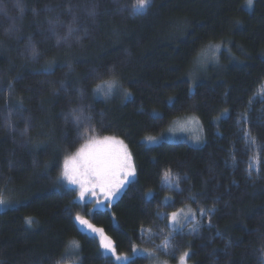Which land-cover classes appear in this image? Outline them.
Listing matches in <instances>:
<instances>
[{"label":"trees","instance_id":"obj_1","mask_svg":"<svg viewBox=\"0 0 264 264\" xmlns=\"http://www.w3.org/2000/svg\"><path fill=\"white\" fill-rule=\"evenodd\" d=\"M133 3L0 0V195L17 201L0 210V264H117L77 213L127 264L152 261L134 247L171 264L186 251L188 264H261L264 0H152L136 14ZM206 48L215 58L197 75ZM112 79L131 95L97 97ZM189 114L201 146L144 142ZM98 136L121 139L136 169L101 214L60 180L65 158ZM185 207L197 219L173 234L168 217Z\"/></svg>","mask_w":264,"mask_h":264},{"label":"snow or ice","instance_id":"obj_2","mask_svg":"<svg viewBox=\"0 0 264 264\" xmlns=\"http://www.w3.org/2000/svg\"><path fill=\"white\" fill-rule=\"evenodd\" d=\"M151 2L152 0H134L131 5L133 13L136 14L146 10L151 6ZM252 3L253 0H248L249 6ZM71 31L72 29L69 28V33ZM116 90V81L112 79L97 85L94 93L109 96ZM261 94L264 95V92ZM130 95V93H125L126 97ZM75 123L78 126L80 125V116H76ZM247 135L249 134L246 133ZM146 139L149 143L156 142L154 137H147ZM252 142L254 143L255 141L253 140ZM163 175L169 185L175 183L178 186L179 177L173 176L170 170L165 171ZM135 176L136 169L127 146L122 140L106 136L99 139L92 137L74 156L66 157L60 180L61 182H66L69 190L77 193L76 200L85 207L88 203L95 201L93 209L89 210L90 213L101 214L105 209L111 208L115 199L119 197L122 190L131 183ZM7 203L8 201L0 195V206H5ZM213 211L209 210V216H211ZM203 214L204 212L201 210L200 215L203 216ZM168 219L169 227L174 234L177 230L183 231L184 226L187 223L195 222L197 217L191 212L187 214L173 212ZM74 220L78 229L85 235L93 238L99 236L101 249L104 250L106 255L110 253L117 264H122V262L127 264L131 260L130 257L118 255L111 240L103 235L102 229L96 228L84 215L77 213ZM25 223L31 225L33 221L31 218H26ZM209 227H211L210 223ZM190 231L196 232L198 228L194 226ZM73 246L77 249L79 248L76 242H73ZM260 251L262 256L261 264H264V248ZM133 252H136L135 247ZM190 255L189 252H184L180 257V264H187V258Z\"/></svg>","mask_w":264,"mask_h":264},{"label":"rangeland","instance_id":"obj_3","mask_svg":"<svg viewBox=\"0 0 264 264\" xmlns=\"http://www.w3.org/2000/svg\"><path fill=\"white\" fill-rule=\"evenodd\" d=\"M246 6L248 8L251 7L248 4V0H246ZM215 54H216V52L212 48H206L202 52H200V54L196 58V62H195V66H194V72H196L197 75L199 73H204V70L206 69L207 63L214 60ZM263 91H264V89H263ZM125 92L126 91H124L123 89H118V87H117V90L112 95L104 96L102 94L98 95L96 93H95V95L97 97L104 98V99L105 98L107 99V98H109L111 96L112 97L116 96V97H119V98L122 99V97H125ZM103 137H106V136H98V137H95V138L99 139V138H103ZM107 137H113V136H107ZM148 137L156 138V142L155 143H149V142H147V139H146L147 137H146L144 139V142L146 144H148V145H155V144H158V143H160L162 141H171V142L182 141V142L187 143L190 146L199 147L205 142L204 131H203L202 125H201L198 117L196 115H194V114L184 115V116L175 118L164 129V131H162L158 135H153V136H148ZM115 138L119 139L117 137H115ZM89 139H91V138H89ZM88 140L83 144V146L88 142ZM119 140H121V139H119ZM75 154H73L72 156H74ZM72 156H70V157H72ZM62 170H63V167H62ZM62 170H61V173H62ZM63 183L65 185V188H68L66 186V182H63ZM123 190H122V192H123ZM73 192H75V191H73ZM76 196H77V193L75 192V199H76ZM3 198L6 201H8V203L5 206H0V210L6 209L8 207H11V206H14V205L17 204V201L15 202V198L13 196H5ZM101 199H103V197H101ZM94 203H95V201H93L90 204H92L94 206ZM177 212H182V214H187V213L191 212V213L195 214V211L192 210L189 207L182 208V209H180ZM196 217H197V215H196ZM167 226L169 227V220L167 221ZM96 237L99 238V236H96ZM71 246H73V245H71ZM136 252L137 253H145L149 257H151L152 261H151L150 264H171V263H168V262L163 261L161 259H158L157 257H155V255L153 253H150V252L147 253V252L140 251V250H136ZM149 254H151V255H149ZM67 257H69L70 259H73L75 257V253H73V251H69L67 253ZM64 264H77V263L74 260V262L73 261H69V262H66ZM175 264H180V259ZM187 264H188V262H187Z\"/></svg>","mask_w":264,"mask_h":264}]
</instances>
